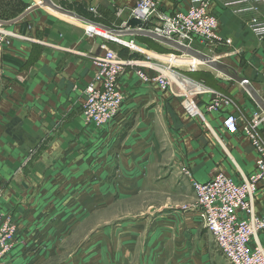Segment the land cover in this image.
<instances>
[{"label": "crops", "instance_id": "crops-1", "mask_svg": "<svg viewBox=\"0 0 264 264\" xmlns=\"http://www.w3.org/2000/svg\"><path fill=\"white\" fill-rule=\"evenodd\" d=\"M21 1L28 9L3 16L9 20L0 16L15 34L8 45H0V208L11 213L18 225L14 257L53 254L56 242L72 235L83 210L110 201H138L141 194L153 200L157 194L164 196L165 208L154 219L148 247L152 251L158 241L168 243L164 264L199 263V257L213 256V248V261L229 264L196 210L175 208L196 202L193 180L205 182L223 172L242 183L255 172L257 152L241 123L264 110V96L258 94L257 102L242 84L213 72L200 60L179 61L168 53H184L152 37L132 34L126 24L135 14V0H51L85 19L60 13L43 1ZM157 1L167 14L199 5V0ZM207 1L225 43L211 45L196 39L190 47L228 52L234 64L245 67L246 73L240 75L254 86L264 85V38L259 39L249 26L250 19L264 18V4L239 12L249 5L241 0ZM90 23L118 30L120 34L111 33L133 40L138 49L88 35L85 26ZM165 47L170 51L165 53ZM107 49L121 58L152 64L126 69L119 77L125 94L119 114L97 126L86 122L82 107L85 90L98 72L95 57ZM188 64L209 69L192 70ZM167 66L207 88L196 97L203 116L185 108L182 97L154 80ZM139 68L151 78L149 82L138 76ZM221 95L226 101L218 111H209L208 104ZM228 113L241 120L235 134L224 127ZM255 208L264 214V183L258 186ZM138 223L118 224L122 240H130L128 247L136 245L135 237L141 232ZM161 225H165L164 234L157 233ZM133 255L130 251L129 256ZM139 255L149 261L164 254L158 250ZM127 261L117 264L135 262Z\"/></svg>", "mask_w": 264, "mask_h": 264}, {"label": "built area", "instance_id": "built-area-1", "mask_svg": "<svg viewBox=\"0 0 264 264\" xmlns=\"http://www.w3.org/2000/svg\"><path fill=\"white\" fill-rule=\"evenodd\" d=\"M135 1L134 15L143 22L142 28L137 27L138 29L156 32L186 46H191L196 39L211 45L225 43L219 30V20L209 11L207 0H199V5L173 14L161 11L157 0ZM239 2L249 5L238 9L239 12L257 10L255 4H264V0ZM97 26L93 23L87 24L86 33L103 36L132 50L138 49L133 40H123ZM249 26L259 39L264 38V18L250 19ZM12 36L15 34L0 22V45H8ZM171 56L186 58L183 57L186 56L184 54L182 56L173 53ZM95 62L98 72L85 90L86 98L82 109L87 123L103 126L119 114L125 100L119 77L128 67L144 64L150 67L152 63L121 58L113 49H107L104 55L95 57ZM189 67L192 70L198 68L194 65ZM136 73L145 82L151 80L143 69L139 68ZM154 80L163 89L171 90L182 97L185 108H190L199 116L204 115L196 102V97L207 91L204 85L171 66H167ZM225 99L224 95L214 98L207 109L218 111ZM239 120L234 113H228L224 119L225 129L230 133H237L241 123ZM241 128L257 152L255 172L247 175L242 183L235 182L223 172L205 182L193 180L196 194L193 209L199 214L205 228L214 236L219 250L229 264H264V214H258L255 208L258 186L264 183V110L256 111L252 117L241 123ZM17 229L18 225L12 214L0 208V264L15 249L18 241Z\"/></svg>", "mask_w": 264, "mask_h": 264}, {"label": "rangeland", "instance_id": "rangeland-1", "mask_svg": "<svg viewBox=\"0 0 264 264\" xmlns=\"http://www.w3.org/2000/svg\"><path fill=\"white\" fill-rule=\"evenodd\" d=\"M37 1L42 2V0ZM26 8L27 5H25L21 0H0L1 17L13 14L16 15L24 11ZM52 12L54 13V11ZM3 18L9 20V18ZM164 51L166 53V51L168 52L170 50L165 47ZM171 53L181 55L172 51L168 54ZM202 53H205L213 59L234 68L240 74L241 72L244 74L246 73V69H244L245 67L243 68V66L234 64L233 58L231 55H228V52L222 53L220 51L217 52L215 49L207 48ZM168 57L170 58V56ZM183 57H187V59L180 58L179 61L193 59L191 56ZM206 66L200 64L197 65L198 68L209 69ZM213 72L217 71L214 70ZM222 76L226 78V76ZM252 86L257 94L264 96V85L255 84V86ZM244 88L246 87L244 86ZM245 92L249 96L247 88ZM136 200L138 201H132L129 199L119 203L110 201L106 206L104 205L105 207L96 206L91 209L83 210V212H80L77 215L81 217L77 219L76 223L72 226V235L56 242L53 254L48 256L39 255V257L33 253L32 256H29L32 253L31 252L27 256L16 255L14 257L12 253L6 258L10 261L7 264H117V262L122 260L127 261L131 258L132 260H135L134 264H164L165 260H168V258H165V253L169 251V247L165 249V245L168 243H164L163 241H158L156 244L157 248L154 247L152 249L153 252L160 250L161 253L164 254L162 257L155 255L154 257H150L149 261H147V259H145L146 257H141L139 255L141 252H147L149 254L153 253L150 246L148 247L149 235H151L150 230L155 223L154 219L158 217V215L164 210L163 208H165L164 196H158L156 194L155 198L152 200L151 195L147 197L146 194H141L137 196ZM151 203L155 205H147H151ZM135 204H138L137 208ZM194 205L195 200L182 205H177L175 209L187 212L192 210ZM122 222H140L137 226L141 229V232L135 237V247H128L127 243L130 240L123 241L119 233L120 231H117L118 224ZM164 227L165 225H161V229L155 227V230L159 229L160 231L157 233L164 234ZM103 233H106L105 238L101 237V234ZM100 240L102 241L99 242ZM25 243L26 242H23L24 246ZM27 243L29 247L32 246V241H27ZM17 250L18 248L16 251ZM130 251L134 254L132 257L129 256ZM188 253L189 255L191 254L190 252ZM215 255L216 251L213 248V256L210 255L206 258L199 257V263H196L194 260L193 262L195 264H227L223 261H221V263L214 262L213 259ZM155 260H157L158 263H155ZM4 263L5 262L2 264ZM130 264H132V262Z\"/></svg>", "mask_w": 264, "mask_h": 264}, {"label": "water", "instance_id": "water-1", "mask_svg": "<svg viewBox=\"0 0 264 264\" xmlns=\"http://www.w3.org/2000/svg\"><path fill=\"white\" fill-rule=\"evenodd\" d=\"M42 1H43V5L49 6V7L53 8L54 10H56L60 13H63L65 15H68V16H71V17L77 18V19H85V18L79 16L78 14H76L74 12H71L69 10H66V9L56 5L51 0H42ZM34 7H36V6L35 5L32 6L27 12L22 14V16H20L18 19H22ZM0 22H2L3 24H9V22H6V21L0 20ZM142 25H143L142 20L140 18H138L136 15H134L132 18L129 19V21L126 24V27L129 29H132L131 30L132 34H143V35L152 37L156 40L161 41L162 43H164L168 46L175 48L176 50H178V51H180V52H182L188 56H191V57L196 58L202 62H205L207 66L211 67L212 69L216 70L217 72L223 74L224 76L228 77L229 79H232V80L244 85L247 88V90L249 91V93L251 94V96L257 102L260 101L259 95L255 91L253 86L249 83L248 78L241 76L237 72V70H235L234 68L213 59L212 57L208 56L205 53H202L199 50L194 49L193 47L186 46L184 44H181L179 42H176V41L168 39V38H164V37L160 36L159 34H157L156 32L138 29V28H142ZM103 28L109 32H113L115 34H120V32L116 29L106 28V27H103Z\"/></svg>", "mask_w": 264, "mask_h": 264}, {"label": "bare ground", "instance_id": "bare-ground-1", "mask_svg": "<svg viewBox=\"0 0 264 264\" xmlns=\"http://www.w3.org/2000/svg\"><path fill=\"white\" fill-rule=\"evenodd\" d=\"M42 5V4H41ZM98 28H100V29H103V30H106V29H104L103 27H99V25L97 26ZM196 59V58H195ZM198 60V59H197ZM202 62V61H201ZM203 63H205V62H203ZM206 64V63H205ZM209 67V66H208ZM211 68V67H210Z\"/></svg>", "mask_w": 264, "mask_h": 264}]
</instances>
